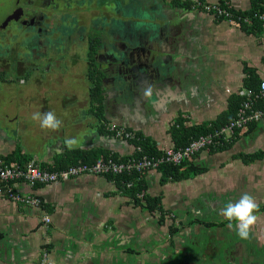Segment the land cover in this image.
<instances>
[{
	"label": "crops",
	"instance_id": "1",
	"mask_svg": "<svg viewBox=\"0 0 264 264\" xmlns=\"http://www.w3.org/2000/svg\"><path fill=\"white\" fill-rule=\"evenodd\" d=\"M159 1L164 6L170 5V1L181 6L179 13L170 18L187 27L186 34L191 42V47L187 44L181 47L180 55L168 42L162 49L166 55L187 61L185 67L190 70L183 90L187 106L180 115L188 119V125L212 121L227 109L229 97L238 96L245 88L246 80L255 77L256 80L250 81L255 84L264 78V22L257 30L246 31L194 5L197 2L228 4L245 14L254 10V2L258 9L263 8L264 0ZM28 82V92L37 86L43 92L41 82ZM3 91L0 87V94ZM25 94L21 95L27 100L24 105L27 106L28 100L30 105L33 101L35 112H45V96L49 94H31L30 99ZM87 100L86 97L79 111L88 122H74L80 126L82 134L74 136L78 146L71 150L64 140L54 138L65 131L32 129L34 124H28L26 117L21 119V113L0 106V160L4 163V158L20 152L30 156L39 166H52L68 151L106 149L121 156L130 155L131 145L119 140L113 142V137L103 133L100 122L103 116L99 111L91 115L86 107ZM214 110L219 111L207 120ZM142 132L158 140L163 147L172 146L167 129ZM260 152L264 153V118L239 132L230 148L203 151L188 162L206 168L205 173L164 185L159 183V172L149 171L144 175L147 194L160 195L165 216L174 215L173 219L162 220L161 225L165 222L176 230L175 233H181L179 238L173 236L165 260L171 259L174 263L173 256L182 252L188 258L183 264H264V155L248 164L240 158V155ZM182 182L185 186H178ZM17 189L22 194L37 196L41 206L27 207L0 196V264H103V256L114 260L112 254L117 255L122 243L129 239L141 244L144 239H152L150 235L154 234L155 242H160L159 214H150L130 203L106 177L81 175L37 187L19 183ZM245 192L255 197L260 219L251 238L241 240L235 231L227 228L220 210L227 201H236ZM150 216L154 218L151 226L146 221ZM45 217L50 219L46 225L43 223ZM191 234L196 236L197 244L190 249ZM159 259L157 252L154 260Z\"/></svg>",
	"mask_w": 264,
	"mask_h": 264
},
{
	"label": "flooded vegetation",
	"instance_id": "2",
	"mask_svg": "<svg viewBox=\"0 0 264 264\" xmlns=\"http://www.w3.org/2000/svg\"><path fill=\"white\" fill-rule=\"evenodd\" d=\"M131 1L127 6H131ZM2 3L0 13L7 17L0 20V27L6 32L0 33V40L5 43V51L0 55V74L41 82L52 80L51 69L55 66L58 78L67 73L75 75L78 70L77 77L85 83L86 107L93 116L98 111L102 114L104 134L112 137L105 131L107 124L148 133L168 129L173 118L187 106L183 99L186 74L190 71L185 67L187 61L162 52L165 42L171 45L173 38L182 33L181 25L170 18L181 10L177 3L170 1V5L164 6L159 0H136L129 12L113 23L103 19V15L111 13L106 10L103 14L106 6L103 0H4ZM123 6L125 2L116 5ZM135 6L142 7V16L133 14ZM112 18L117 20L118 15ZM174 66V74L159 77V73ZM165 218L173 219L174 215ZM147 219L151 226L154 218ZM157 223L163 227L162 233H158L160 242H155L154 234L141 244L129 239L117 253L120 259L109 261V257L103 256V264H115L119 260L155 264L157 252L159 261L168 264L171 259L164 257L173 236L179 238L181 233H172V226L165 222ZM139 235L142 236L141 232ZM189 237L192 238L189 245L195 248L196 236Z\"/></svg>",
	"mask_w": 264,
	"mask_h": 264
},
{
	"label": "built area",
	"instance_id": "3",
	"mask_svg": "<svg viewBox=\"0 0 264 264\" xmlns=\"http://www.w3.org/2000/svg\"><path fill=\"white\" fill-rule=\"evenodd\" d=\"M194 6L238 27L251 24L253 19L264 22V13L242 15L228 4L197 2ZM238 96L242 98V101L235 116L225 125L211 133L191 139L185 146L178 148L163 147L161 143L157 142V150L160 151L158 156L141 155L128 158L123 162H117L110 157L99 158L92 163L78 162L76 165L55 171L41 168L33 160L25 167L16 163L5 164L0 160V196L23 206L39 207L41 200L37 196L22 194L17 189V184L24 183L35 187L36 185L42 186L67 181L81 175L105 177L106 175L136 173L144 176L149 171H157L161 165L177 166L189 162L203 151H211L230 144L238 135L237 133L264 118V78L259 81L256 89L244 88L238 92ZM105 131L122 141H128L135 137L132 131L119 125L107 124ZM137 152H141V149L137 148ZM143 195L144 192H140L138 197L142 198ZM49 222L48 217L43 219L45 225Z\"/></svg>",
	"mask_w": 264,
	"mask_h": 264
},
{
	"label": "trees",
	"instance_id": "4",
	"mask_svg": "<svg viewBox=\"0 0 264 264\" xmlns=\"http://www.w3.org/2000/svg\"><path fill=\"white\" fill-rule=\"evenodd\" d=\"M258 5L254 2V10L249 13H240L242 15H252L256 12L264 13L263 8L258 9ZM262 24V21L253 19L252 23L249 25H242V28L246 31L258 29V26ZM255 79V77H254ZM252 79V80H254ZM251 79L246 80L244 83L245 88L256 89L259 81H256L255 84L251 83ZM256 80V79H255ZM242 98L237 95H232L228 99L227 109L221 112L216 119L204 122L201 124H191L188 125V119L184 118L182 115L177 116L176 119L173 120L171 125L167 129V134L170 137V141L172 143L171 147L178 148L185 146L191 139L197 138L202 135H206L208 133L217 130L218 128L225 125L228 121H230L236 114V111L240 105ZM258 107V105H257ZM135 134L133 139L128 140V144L132 146L133 152L130 155L121 156L112 151L103 149V150H91V151H68L63 154L59 160L55 162L52 166L40 165L41 168H46L49 171L61 170L71 165H76L78 162L83 163H92L99 158L107 159L108 157L112 158L117 162H123L131 157H137L141 155L147 156H158L160 155V151L157 150V141L143 134V132L139 130L128 129ZM238 134V133H237ZM238 136V135H237ZM235 136V138L237 137ZM113 137V136H112ZM234 141V140H233ZM227 144L218 149H212L211 151H221L228 149L232 146V143ZM137 148L141 149V152H137ZM210 151V152H211ZM264 153H256L251 155H240V158L243 163L248 164L255 159L263 156ZM5 164L16 163L21 167H25L27 163L31 161V157L28 155L21 154L20 152L14 153L8 158L3 159ZM157 172L160 173L159 183L161 185L167 183H175L181 182L188 179H192L197 175L206 172V168L197 167L195 164L191 163H182L181 165H161ZM107 179L112 181L116 186L117 190H119L126 198H128L129 202L135 206L141 207L147 210L150 214H159V220H164L165 211L162 206V197L156 196L152 197L147 194V182L144 180V176H140L136 173L133 174H123V175H106ZM130 184V186H128ZM39 185H36L37 187ZM140 192H144L142 198L138 197ZM41 206V205H40ZM175 229H172V233H175Z\"/></svg>",
	"mask_w": 264,
	"mask_h": 264
},
{
	"label": "rangeland",
	"instance_id": "5",
	"mask_svg": "<svg viewBox=\"0 0 264 264\" xmlns=\"http://www.w3.org/2000/svg\"><path fill=\"white\" fill-rule=\"evenodd\" d=\"M129 1L130 0H103V5L106 4L105 8L103 7V14L105 13L106 10L107 11L109 10V12L111 10V13L108 14V16L103 15V19L104 20L109 19L110 20L109 23H113V21H117V22L120 21L119 16H124L125 14H127V11L129 12V10L131 9V6L133 7V2L136 0H132L130 2L131 6H127ZM2 2H4V0H2ZM2 2H0V7L4 6ZM124 2H125V6H123L122 8L116 7V5L122 4ZM138 4L140 5V3ZM140 9H142V7L135 6L132 9L133 14L137 16H142V12ZM115 14L118 15L117 20L112 18L114 17ZM6 17L7 15H5L4 13H0V20H6ZM0 33L5 34L6 32H4L3 29L0 27ZM10 35H14V33L13 34L10 33ZM9 48H10V45H9ZM4 51H5V43L2 41V38H1L0 55L3 54ZM17 53L18 51H15L14 53L16 57L18 56ZM51 71L54 73L52 80L48 81L47 79H42L43 81H41L40 83L43 85L44 93L40 92L39 86L34 87L31 92H28L27 89L29 87V82L24 77H22V79H19L16 77L15 78L11 77L13 74H7V75L0 74V87H1V90H4L0 94V106L4 107L5 105L7 109L13 108V110H15L18 114L21 113V116H20L21 119L26 117V119H28L27 121L28 124L30 123L34 124L32 129H34V127L40 128L39 122L33 121L31 119L33 113H35V110H36L34 102L31 101V105H30L28 103L30 101L28 100L27 106L24 105L27 100L22 98L21 95H24L25 93H27L30 99L31 94L33 95H37L40 93L49 94L45 96L47 102L44 103V106H45L44 111L45 112L47 111L55 112L57 117L63 121V124L60 130L65 131V134L58 133L57 136H54V138L65 140L66 138H69V137H74V136L79 137L82 134V132L79 128L80 126H77L76 123L74 122L81 123V124H85L88 122L87 118L85 116L83 117L82 112L79 111V109L84 107L83 105L86 102L87 94L83 90V88L85 87V83L83 81H80V79L77 77L78 70L75 71L76 72L75 75L73 73H70V75L67 73L62 78L61 77L58 78V76L56 75V71H57L56 66L53 69H51ZM80 90H83V91H80ZM77 95H78V99H77ZM64 108L67 110V112H65ZM218 111L214 110L209 115L207 120L213 118V114ZM181 185L182 187L185 186L183 182L178 186H181ZM191 247L194 248L193 246ZM112 256H114L116 259H120V258H117L116 254L115 255L112 254ZM154 256H157V254L154 253ZM173 259H174V263L171 260L168 262V264H183L185 261H188V258L184 256L182 252H179L176 255H174ZM125 263L132 264L129 261L120 262V260L116 262L115 264H125ZM155 264H163V261L156 260Z\"/></svg>",
	"mask_w": 264,
	"mask_h": 264
},
{
	"label": "clouds",
	"instance_id": "6",
	"mask_svg": "<svg viewBox=\"0 0 264 264\" xmlns=\"http://www.w3.org/2000/svg\"><path fill=\"white\" fill-rule=\"evenodd\" d=\"M31 119L38 121L42 130L50 132L60 131L63 124V121L53 111L35 112ZM64 144L71 150L78 146V139L76 137L66 138ZM259 211V205L255 197L245 192L238 200L227 201L220 210V215L227 221L229 230L235 231L241 240H248L251 238L253 229L260 219Z\"/></svg>",
	"mask_w": 264,
	"mask_h": 264
},
{
	"label": "water",
	"instance_id": "7",
	"mask_svg": "<svg viewBox=\"0 0 264 264\" xmlns=\"http://www.w3.org/2000/svg\"><path fill=\"white\" fill-rule=\"evenodd\" d=\"M181 29H182V33L179 35V36H175L174 38H173V41L171 42V45L174 47V52L176 53V54H178V55H180V54H182V46L183 45H188L187 47H191V42H190V40L188 39V37H187V34H186V31H187V27L185 26H183L182 24H181ZM186 48V47H185ZM174 70H176V66H174L173 68H171V69H168V70H166L165 72H163V73H159V77L161 78V77H163L164 75L163 74H171V73H173L174 72ZM175 73V72H174ZM173 73V74H174ZM113 142H116V138H114L113 137ZM126 144H128V141H124Z\"/></svg>",
	"mask_w": 264,
	"mask_h": 264
}]
</instances>
